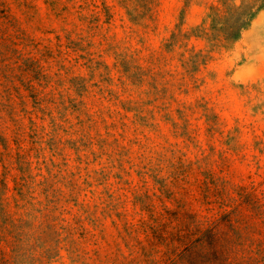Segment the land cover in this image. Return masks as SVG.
Returning <instances> with one entry per match:
<instances>
[{
  "label": "rangeland",
  "instance_id": "1",
  "mask_svg": "<svg viewBox=\"0 0 264 264\" xmlns=\"http://www.w3.org/2000/svg\"><path fill=\"white\" fill-rule=\"evenodd\" d=\"M0 0V264H264V10Z\"/></svg>",
  "mask_w": 264,
  "mask_h": 264
},
{
  "label": "trees",
  "instance_id": "2",
  "mask_svg": "<svg viewBox=\"0 0 264 264\" xmlns=\"http://www.w3.org/2000/svg\"><path fill=\"white\" fill-rule=\"evenodd\" d=\"M262 10L264 0H216L209 7L208 17L212 30L219 33L224 42L232 44Z\"/></svg>",
  "mask_w": 264,
  "mask_h": 264
}]
</instances>
